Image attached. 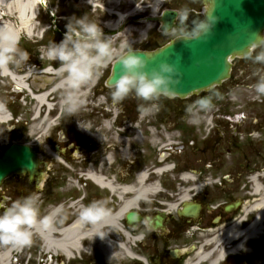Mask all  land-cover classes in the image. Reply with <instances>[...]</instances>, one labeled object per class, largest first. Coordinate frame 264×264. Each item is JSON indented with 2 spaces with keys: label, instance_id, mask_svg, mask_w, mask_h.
I'll return each mask as SVG.
<instances>
[{
  "label": "rangeland",
  "instance_id": "rangeland-1",
  "mask_svg": "<svg viewBox=\"0 0 264 264\" xmlns=\"http://www.w3.org/2000/svg\"><path fill=\"white\" fill-rule=\"evenodd\" d=\"M106 2L107 0H98L97 2L93 1L95 5L90 7V5L86 4L85 1L82 0H50L48 3H46V9L38 8L39 17L35 22H33L34 31L32 33V36L26 37L24 34H21V42L16 46L18 49L24 50L27 53L31 52V63H35V66L31 67V80L37 79V71H40L44 68L52 67L53 64L57 62L49 60L46 56H44V53L46 51L47 45L52 40L58 43L63 38V35L66 31L65 25L67 24L69 18L74 16L81 17L87 15L90 20L99 23L104 35L111 36L108 35L109 32H107L108 30L106 26L103 25V23L107 25L114 23L116 20L115 18L107 17V15L100 10V7L110 9V7L107 6ZM112 10L116 12H121V14L128 12V10L120 11L115 8ZM160 13V11L158 12L156 10L155 12L144 10L143 13H140L136 16V22L125 23L127 19L121 22L117 26L116 31L113 32L117 34L115 36H111L112 56L109 60L114 61L128 50L152 51L157 47L168 43L170 40L176 37L184 36L185 31L192 28V21L194 19H202V11H198L196 13L188 12V18L185 21V26L179 28L178 18V24L175 26L174 30H172L168 34L160 33L157 24H155L154 22L143 23L138 21V19L142 16L145 18L152 16L157 17ZM181 13H179V15ZM52 15H55L54 19H51ZM7 22L13 25V22ZM147 24H149L148 30H146L145 27L147 26ZM41 28H44L45 31L49 29L44 33V36L46 38L45 43L42 42L43 40L39 42L38 38L36 37L39 36ZM57 29L59 30V32L62 33V35L53 31ZM28 58H30V56H28ZM107 62L102 65L103 67L98 68L99 70H97V74L92 80L89 81L90 83L86 87H90L91 85L95 87L97 82L99 85L98 88L101 87L104 79L108 75L109 67L106 66ZM27 63L28 60H25L21 64L9 63V67L15 74L22 75L24 74V72H26V69L28 67ZM41 80L42 79H40V81L33 82L31 84V87H37L35 84H38L39 82H41ZM108 91H113V89ZM92 93L94 94V91L91 92V90L89 89L86 90L85 96L78 100L79 107L74 113L69 114L65 111L64 106H59V110H61L62 112L60 117H58L55 121V124H57L58 127L50 129L48 131L44 129L45 132L41 135L40 130H43V128L45 127V123L41 122L40 120L33 121L32 114L33 110L35 109L34 102L30 101L29 98H25L26 96L24 93L20 94L15 91L13 88V84L8 79L3 80L0 77V110L3 111L4 105L9 110H11L12 107L14 112L16 113V120L6 125L10 126L13 123V125L15 126L13 131L9 134L7 132L1 131L0 138L4 142L8 143L30 144L38 151L43 161L47 160V163L51 164L52 170L50 172V179L52 187L49 189L48 194L50 197L48 199V202H50L49 206H53L52 201L56 197V199L59 200L60 206L63 209V211L60 212L59 216L57 217V224L60 223L62 219H66L68 221L70 220V218H72V212H74V208H76L78 205L73 199H71L72 197L85 196V201H87V204L94 200H104V196L100 194L101 192H99V190L93 187L90 182L87 181L86 183H83L82 180L77 177V172H79L80 170L91 171V169H94V171H97L98 173L102 172L103 175H106L110 180L115 183L116 181L125 178L126 183L134 186L136 182L137 173L143 170V168H147V170H150L153 168L154 163H158V151L156 150V147L160 146L165 142V137H168L169 140L174 139L179 141V136L181 135L182 143H179V147H181L179 150H181V153H177V155L171 153L172 157L168 161L174 162L173 164L176 166V170L172 174L160 178V183L163 184L165 187V192H163L162 195L171 198L176 197V200L173 202L163 200L164 202L160 201V203H158L156 202V199H154L152 196H148L146 201L141 200L137 204L138 209H141L140 207L143 205V203L151 202H156V204L163 206L165 209H168V207L173 206L176 207L180 202L178 199L179 193L183 190L185 191L189 187H180L177 185L178 182L180 183L179 176L181 173L179 172L181 170L194 171L196 169H202L204 171L202 172L200 177L204 174L206 176H210L214 174V171H212L210 169L211 167H209L206 163H211L214 165L217 163V159H219V164L223 166L222 170L220 169V171L217 172V175L220 176L228 172L227 165L229 166L231 164L232 156L227 155L225 153L220 155V151L218 150V148H215L212 152L207 153H201L200 150H190L187 147L186 139H184V133H182L179 128L173 129L170 132L164 134V132H166L164 130L165 125L158 123V120H156L157 117L161 115L186 116L187 118L184 120L185 123L183 125L186 129L191 130L192 136L196 138L197 147H200V143L204 141L208 133L213 136V133L210 128L213 124L207 123V119L210 114L215 115L216 110L219 107L216 99L217 97L213 95V93H217V89H212L207 92L199 93L197 95H194L193 97L184 100H175L171 97L162 96L158 98V100L152 102L155 103L157 107L154 108L151 113L138 112L137 106L145 102L135 97L134 94H129L125 99L121 100V107H117L120 106L118 104L117 106L112 107L110 105V100H113L112 95L103 93V95L99 97V100L95 101L93 99L90 100ZM98 93L100 94V92H96V94ZM63 95V92L57 94V96L55 97V101L57 100L56 102L60 103L59 99ZM206 95H211L213 98L212 108L210 110L204 111V115L202 111H197L195 113L197 117L196 121L191 122L188 118L189 114L186 111L187 107L198 98ZM23 97L25 100L23 99ZM164 103L171 105V107L167 108L166 106H163L162 108L161 105H163ZM106 110L111 111V113H107ZM112 112L115 113L117 116L131 115L138 117L136 124L124 125L126 126V128L131 130L130 138H119L118 140L116 137H114L115 139L110 138V131H117V129H120L115 127L114 123H112L115 119L112 115ZM56 113L57 112H54L51 115L53 116ZM140 115H142L144 118H139ZM209 117H211V115ZM107 119H109L108 128H110V131L107 135L105 134L104 137V135L100 134V130L103 128ZM81 120L84 122L81 124H83L82 127L84 128L87 134L78 132L79 125L77 126V123H79ZM0 128H3V126H0ZM159 131H161V133H159ZM89 133L92 136H89ZM135 136H138L140 142L139 146L137 145L136 147L133 144V139H135ZM94 137H102L103 139H105L106 142H104L103 146L101 147L97 144L98 142H95ZM125 141L127 143H129V141H133V143L124 144ZM83 147L85 150L81 152V148ZM92 148H95L96 151L92 152ZM72 151H75L74 159L71 157ZM124 151H126L125 154L123 153ZM92 154L98 156V164H101V166H94L88 164L84 166V168L81 162L85 160L89 162V156ZM117 155H120L121 161L123 163H127V169L106 170L102 165L104 163L105 165H108L110 161H112V159H114ZM108 158L110 159L108 160ZM78 159L81 161L79 162ZM185 173L190 174L189 172ZM191 176L195 178L198 177L197 174ZM154 180L157 182L158 178H156L154 175H150L149 181ZM77 181H79L78 185ZM6 186L11 188L9 190V195L13 196L12 201L16 199L18 191L22 188L29 190V194L36 193L40 205L41 215L46 214L47 211L45 208V204L41 202V189L35 191L33 186L28 183L26 177H21L20 179H18V177L13 176L6 181ZM75 186H77V188ZM170 213H174V211H171ZM193 244L199 245L198 243ZM4 249H1L0 252L4 253ZM181 249L183 251L189 250L188 247H183ZM262 250L264 251V249ZM97 253L98 251L95 246L91 247L90 254L95 255L98 259L102 261L103 258L98 256ZM47 254L48 252L45 253L44 248L42 247L41 240L35 235H33L31 244L23 246L22 252H17V254L13 255L12 260L17 259L21 263H25V261L28 260V264H51L49 262V259H47L46 261L44 260L48 258ZM42 258L43 260H41ZM188 258L189 260H192L194 258V255H190ZM254 258L253 260H255V264H264V254H260L257 252ZM56 260L61 261V263L63 264H74L72 262L67 263L66 259L60 256H58Z\"/></svg>",
  "mask_w": 264,
  "mask_h": 264
},
{
  "label": "flooded vegetation",
  "instance_id": "flooded-vegetation-1",
  "mask_svg": "<svg viewBox=\"0 0 264 264\" xmlns=\"http://www.w3.org/2000/svg\"><path fill=\"white\" fill-rule=\"evenodd\" d=\"M107 5L120 11L137 8L149 11L155 7L158 12L187 10V12L193 13L202 11L205 7L202 0H108ZM136 21L137 19H130L127 22ZM258 52H264V46H255L244 57H235L231 61L229 78L216 88L217 93L220 94L219 98H216L219 107L216 114L208 117L207 120V123L213 124L210 127L213 136L208 133L204 141L200 143V147H197L196 138L192 136L191 130L186 129L183 125L186 116L162 115L156 119L158 123L165 125L164 130L167 132L179 128L184 133V139H186L187 147L190 150L207 153L218 148L220 155L225 153L232 156L231 164L227 165L228 172L220 176L217 175V172L222 170L223 165L219 164V159L214 165L206 163L214 171V174L210 176L204 174L200 177L204 171L202 169L189 170V172L198 175L197 183L201 182L203 186L199 192L190 194V201L200 206L195 219L179 217L177 211L166 213V209L156 203L144 204L138 211L144 222H140L135 229H129L125 225L124 217L119 222L120 228L129 237L128 242L122 238L117 228L109 227L106 230L112 243L120 241L125 244L126 255H118V259L110 262L83 255L82 260H77L76 264H187L189 262L186 260L188 255L197 248V245L193 243H198L203 252L209 254V259L200 264H255V260H253L255 254L257 252L264 254L262 250L264 249V218L257 225L256 237L243 238L224 246L223 249L227 252H225L223 260H216L214 254V248L217 246L214 241L221 233L229 230L234 233H244L255 224L256 215L250 210V207L260 197L252 195L251 187L257 184L264 194V95L256 94L252 87L259 76H264V63H257L254 59ZM28 56L30 58L27 59V65L32 69L31 67L35 66V63H31V52H28ZM90 80L85 81V84L90 83ZM29 83L31 84V79ZM98 87L97 82L90 100H98L99 95H103V93L111 95L112 91L104 89L103 84L100 88ZM96 92H100V94H96ZM137 119V116L131 115L116 116L113 123L120 129L110 131V137L114 135L118 137L117 140L129 138L131 130L126 129L124 125L136 124ZM5 144L8 142L0 140V148L3 149ZM81 149V152L85 150L84 147ZM92 149V152L96 151L95 148ZM89 158V162L86 160L81 162L83 167L88 164L99 165L97 155L92 154ZM102 166L106 170H126L128 165L121 161L120 155H117L108 165L104 163ZM157 166H159L158 163L153 164V167ZM51 170L52 166L49 163L45 168L41 187V202L45 204L47 212L54 205L60 204L55 197L52 201L53 206H49L48 199L50 197L48 194L52 187ZM183 171L185 170L180 172ZM18 179L20 178L18 177ZM125 183L126 179L124 178L116 181L115 184L118 187ZM10 189L6 186V181L3 182L0 186V203L10 204L12 202L13 196L9 195ZM26 190L25 188L20 189L16 198L29 195L30 191L27 190L26 193ZM102 196H104L109 212L115 213L118 209L117 195L112 197L108 193H104ZM161 199L173 202L176 197L164 196ZM180 206L181 204L177 209ZM146 218L149 219L150 224ZM156 221L158 228L155 229ZM11 246H13L11 243H0V250L4 248L7 250ZM111 246V251L117 255L118 250L115 245ZM183 247H188L189 250L181 251ZM235 247H239V251L231 254V249ZM9 263L23 264L20 261H9Z\"/></svg>",
  "mask_w": 264,
  "mask_h": 264
},
{
  "label": "clouds",
  "instance_id": "clouds-1",
  "mask_svg": "<svg viewBox=\"0 0 264 264\" xmlns=\"http://www.w3.org/2000/svg\"><path fill=\"white\" fill-rule=\"evenodd\" d=\"M188 18L187 10L179 15V28L185 26ZM192 28L184 33V38L198 39L210 31L212 22L207 17L192 21ZM63 38L57 43L53 40L47 45L44 56L51 61H58L57 71L63 74L61 83L66 91L62 98L65 111L74 113L79 107L76 89L90 80L96 70L112 56L111 36L104 35L98 22L90 20L87 15L69 18L65 25ZM168 31H172L169 27ZM257 47L264 46V35L255 37ZM245 54H247L245 52ZM28 59V53L18 49L14 37L6 30H0V65L21 64ZM255 62L264 63V52L256 53ZM120 76L111 93L113 102L125 99L129 94L144 101L137 106L140 113H151L157 107L153 101L160 97H168L174 86L180 83L176 78L179 73L175 65L161 63L158 68L147 70L146 61L129 51L119 61ZM258 95H264V76L252 85ZM219 98V93H213ZM213 98L206 95L195 100L186 109L189 120L195 122L197 111L212 108ZM109 214L104 200H94L83 205L79 218L86 223H94ZM54 221L53 211L41 215L36 193L14 199L10 204L0 203V243L27 246L32 242L33 227L39 223L48 226Z\"/></svg>",
  "mask_w": 264,
  "mask_h": 264
},
{
  "label": "water",
  "instance_id": "water-1",
  "mask_svg": "<svg viewBox=\"0 0 264 264\" xmlns=\"http://www.w3.org/2000/svg\"><path fill=\"white\" fill-rule=\"evenodd\" d=\"M206 8L203 19L212 22L210 31L198 39L177 37L167 45L154 51H131L142 57L147 70L167 62L175 65L180 80L171 94L180 99L220 85L228 77L229 60L243 56L257 45L255 37L264 32V0H203ZM177 13L164 11L159 19L160 31L169 33ZM128 53V52H127ZM126 53V54H127ZM124 54L123 56H125ZM121 58V57H120ZM120 58L111 68L108 86H114L120 76ZM35 150L27 145L12 144L0 155V183L12 174H28L38 187L41 173ZM196 207L184 205L180 215H194ZM136 213L126 214V223L134 227L138 221ZM158 226V223H156Z\"/></svg>",
  "mask_w": 264,
  "mask_h": 264
},
{
  "label": "bare ground",
  "instance_id": "bare-ground-1",
  "mask_svg": "<svg viewBox=\"0 0 264 264\" xmlns=\"http://www.w3.org/2000/svg\"><path fill=\"white\" fill-rule=\"evenodd\" d=\"M86 1V4L88 5H95L93 1L97 2L98 0H82ZM42 3V0H0V12L2 13L3 17L2 20L5 22L11 21L13 22V25L11 26H3L0 23V30H6L9 32L15 40V44L20 37L21 34H24L28 37L32 36V33L34 31L33 27V16L36 12V5L37 3ZM111 9V10H110ZM108 9L109 12H112V8ZM155 7L149 10L150 12H155ZM144 11L140 8L134 9L130 11L126 16L121 14L116 15H110V18H115V22L111 24H105L107 29L109 30H116L117 26L123 22V20L127 16H136L137 14L143 13ZM146 30L149 29V24H147ZM136 31V30H135ZM1 72L3 74H7L11 77L14 84L18 89H26L25 81L27 77L30 75L28 74L26 76L22 77H16L14 74L9 73L4 65H0ZM51 69H48L44 72V74H53L50 71ZM59 72L53 75H58ZM85 84V82H83ZM65 86L61 83H57L52 89L47 91L38 92L36 94L30 95L31 100L35 104V109L33 110V116L34 120L37 119L39 110L45 109V111H49L53 105L51 103H48L47 100L52 95L54 91H56L59 88H64ZM77 98L78 100L80 98H83L85 96V92H81L77 90ZM59 105L64 106L62 104V101L59 103ZM51 107V108H50ZM0 113H2V110H0ZM52 112H49L51 114ZM8 117L4 114H0V125L1 124H7ZM54 122L50 123V126L53 125ZM83 124H79L78 132L84 134V128L82 127ZM109 123L108 120L105 121V124L103 128L100 130V134L107 135L110 131V128H108ZM49 127V126H48ZM41 135L44 133V130H40ZM110 136V133H109ZM115 136L110 138H114ZM118 138V137H116ZM115 139V138H114ZM95 142H98L97 144L101 147L103 146L105 139L102 137H94ZM134 143H139L138 136H135V139H133ZM132 141V142H133ZM131 141L127 143L125 141L124 144H131ZM122 144V143H121ZM30 145V144H29ZM124 154L126 151L123 152ZM110 157V156H109ZM110 158H108L109 160ZM170 167H165L164 169H160L159 171H156L155 173L157 175L161 174L163 171L169 170ZM89 179L93 180L95 184H97L100 188L107 189L110 193L118 194V209L114 214H108L104 218L98 221V223L93 224L90 229H83V221L79 218L75 222H73L69 227L62 229V230H55L52 227V223L48 226H43L39 223H37L32 231L33 235L38 237L42 242L44 243V249L47 250L48 253H59L61 256L65 257L66 259H72L73 255L79 253L82 251V244L84 243L83 239H87L91 246L96 245L100 254L107 260L112 261L115 259L118 255H126V248L125 244L118 241L117 243H112L108 237L103 234L104 231L109 227H116L121 232V236L127 240L128 242V235L120 228L119 222L122 220L123 215L132 210H137V204L141 200H146L148 196H153L157 193V185L155 184H149L147 185L145 183L146 181V173H140L136 177V183L133 186H126L122 188H115L113 186V182L109 181L105 178L96 177L94 174H88L87 175ZM181 180L188 183L190 181H193V178L189 175H182ZM201 188V185H195V187H191L188 190L183 191L180 194L179 201L184 202L189 200V192H199ZM252 195L256 197H260L259 200L253 202L252 207H250V210L253 211L256 215L255 224L250 230H247L244 233H234L232 230L225 231L221 233L214 241V244L217 246L214 248V254L216 255V260H222L225 256V252H227L225 249H223L224 246H227L229 244L234 243L235 241H240L243 238H252L256 237L257 235V225L259 224V221H261L264 218V194L261 191L260 187L257 184H254L251 187ZM175 207H168L166 209V213H170L171 211H174ZM60 211V208L55 209L53 211L54 218L56 217V214ZM115 245L116 249L118 250L117 255L113 254L111 251L112 246ZM18 247V246H17ZM8 249L6 252L1 253L0 252V264H9V256L11 252H14V250L17 248ZM91 250V247L85 249V252H89ZM231 254H235L239 251V247H235L234 249H231ZM209 254H205L202 250V248L197 249V251L194 253V258L189 260L187 264H200L201 262L208 260Z\"/></svg>",
  "mask_w": 264,
  "mask_h": 264
}]
</instances>
